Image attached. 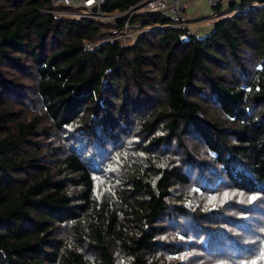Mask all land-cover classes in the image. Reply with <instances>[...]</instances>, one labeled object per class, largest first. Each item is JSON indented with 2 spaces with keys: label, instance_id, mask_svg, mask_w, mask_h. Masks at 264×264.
I'll return each instance as SVG.
<instances>
[{
  "label": "trees",
  "instance_id": "1",
  "mask_svg": "<svg viewBox=\"0 0 264 264\" xmlns=\"http://www.w3.org/2000/svg\"><path fill=\"white\" fill-rule=\"evenodd\" d=\"M230 9L87 49L125 19L0 0V264H264V0Z\"/></svg>",
  "mask_w": 264,
  "mask_h": 264
},
{
  "label": "built area",
  "instance_id": "2",
  "mask_svg": "<svg viewBox=\"0 0 264 264\" xmlns=\"http://www.w3.org/2000/svg\"><path fill=\"white\" fill-rule=\"evenodd\" d=\"M192 0H142L134 7L125 12L103 11V5L106 0H52L55 5L66 7V10L58 11L75 18H96L102 23L107 21L115 22L118 19H125V24L117 31L105 33L100 38L87 42V49H94L97 46L108 41H121L125 45H132L137 38L144 32L154 29L153 26H142L140 23L131 24L130 19L136 13H163L173 19V22L159 27H184L189 29L190 19L184 12L186 4ZM211 10V15L203 23L212 24L215 18H219L217 7L221 5L222 0H206ZM97 7V11L93 8ZM216 24V23H215Z\"/></svg>",
  "mask_w": 264,
  "mask_h": 264
},
{
  "label": "crops",
  "instance_id": "3",
  "mask_svg": "<svg viewBox=\"0 0 264 264\" xmlns=\"http://www.w3.org/2000/svg\"><path fill=\"white\" fill-rule=\"evenodd\" d=\"M239 0H222L221 7L217 9L219 18H215L212 24L203 23L206 18L211 15V10L206 0H192L184 7L185 14L190 19L189 31L195 34L199 38H203L209 35L220 19L230 15V5Z\"/></svg>",
  "mask_w": 264,
  "mask_h": 264
},
{
  "label": "rangeland",
  "instance_id": "4",
  "mask_svg": "<svg viewBox=\"0 0 264 264\" xmlns=\"http://www.w3.org/2000/svg\"><path fill=\"white\" fill-rule=\"evenodd\" d=\"M61 11H63V10H61ZM115 13H118V12H115ZM106 23H114V22L107 21ZM159 26H160V24H153L154 29L151 32H155V31H158V30L166 29L167 27H171V26H165V27H159ZM148 27H150V26H148ZM105 30H108L105 33H112L113 32V30H111V28H109V27L107 29H105ZM259 208H260V204L259 203H256V205L253 204L252 210H253L254 214H252V218L250 220H248L247 223L253 224L255 222V219H256L255 216H256V213L259 212ZM260 213H262L261 209H260ZM222 236H223V233H222L221 237ZM227 246H230V244H227ZM225 248L227 250V253H235L236 252V250L234 248H230V247H226V246H225ZM248 251H250V250L248 249ZM215 255H220V251L218 249H216V248L212 249L210 251V254L208 255V257H207V252H206V254H205L206 257L205 258H206L207 261H211L209 259L215 257Z\"/></svg>",
  "mask_w": 264,
  "mask_h": 264
},
{
  "label": "water",
  "instance_id": "5",
  "mask_svg": "<svg viewBox=\"0 0 264 264\" xmlns=\"http://www.w3.org/2000/svg\"><path fill=\"white\" fill-rule=\"evenodd\" d=\"M93 10H94V11H97V7H94ZM178 39H179V41L182 40L180 35H178Z\"/></svg>",
  "mask_w": 264,
  "mask_h": 264
}]
</instances>
